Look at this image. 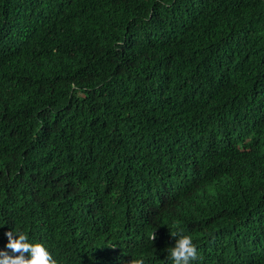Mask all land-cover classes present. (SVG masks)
<instances>
[{"label": "trees", "instance_id": "1", "mask_svg": "<svg viewBox=\"0 0 264 264\" xmlns=\"http://www.w3.org/2000/svg\"><path fill=\"white\" fill-rule=\"evenodd\" d=\"M10 229L58 264H170L177 230L264 264V0H0Z\"/></svg>", "mask_w": 264, "mask_h": 264}, {"label": "clouds", "instance_id": "2", "mask_svg": "<svg viewBox=\"0 0 264 264\" xmlns=\"http://www.w3.org/2000/svg\"><path fill=\"white\" fill-rule=\"evenodd\" d=\"M163 170L160 172L162 173L160 178L157 179L158 184L165 173ZM196 176L197 174L194 175V178ZM205 176L204 174L203 177ZM158 184L152 185L153 188L157 189ZM5 235L7 243L4 249H0V264H58L46 245L39 241H33L28 233L10 229ZM172 236L176 238L175 244L166 249L170 264H192V261L199 258L197 244L193 242L191 235L182 234V230H177L175 236ZM6 249H11L13 253L18 254L10 255ZM115 251L118 252L116 258L112 259L109 264H129L127 251L122 246H116Z\"/></svg>", "mask_w": 264, "mask_h": 264}]
</instances>
